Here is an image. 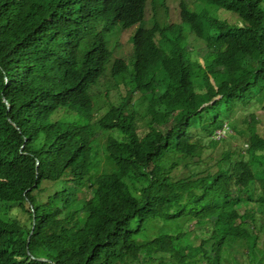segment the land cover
Wrapping results in <instances>:
<instances>
[{
	"label": "trees",
	"instance_id": "1",
	"mask_svg": "<svg viewBox=\"0 0 264 264\" xmlns=\"http://www.w3.org/2000/svg\"><path fill=\"white\" fill-rule=\"evenodd\" d=\"M204 2L233 11L241 26L185 2L179 25L149 27L148 0H0V204H19L29 216L23 223L0 207V264H136L166 251V240L177 264H193L182 234L136 240L151 220L184 217H208L200 222L212 229L205 264H223L237 241L255 249L254 226L241 214L258 184L264 206V136L255 117L245 141L250 160L227 152L215 169L197 172L188 160L202 163L229 114L264 90V0ZM135 25L131 64L112 66L117 82L129 81L127 94L95 118L93 90L114 57L109 36ZM185 31L206 43L203 65L188 55ZM136 93L148 98L143 117L130 110ZM110 132L122 135H110L105 148L112 169L96 173L101 136ZM207 243L199 244L203 254Z\"/></svg>",
	"mask_w": 264,
	"mask_h": 264
},
{
	"label": "rangeland",
	"instance_id": "2",
	"mask_svg": "<svg viewBox=\"0 0 264 264\" xmlns=\"http://www.w3.org/2000/svg\"><path fill=\"white\" fill-rule=\"evenodd\" d=\"M185 2L188 6L193 9H199V11H206L210 17L219 19L222 22L228 21L234 25L241 26L240 21L236 13L229 11L217 6L206 4L204 0H148L147 9H146V18L143 22V26H152L153 22L157 21L162 27H169L172 25H179L181 22V7L180 3ZM264 9V4H263ZM140 25H135L131 28L123 30L121 27H117L112 36H109V46L114 53L113 61L108 66V73L106 77L102 80L101 84L93 90V99H94V114L95 118H100L105 116V114L111 109L112 103H119L120 95H126L128 88L126 84L129 81L125 79L118 80L120 88L117 85L118 82L112 76V66L117 59H125L128 64H131L132 55H133V42L132 38L135 34L137 28ZM121 29V30H119ZM185 36L188 39V49H190V57L193 60L199 61L201 65L204 64V50L205 42L202 39L196 38L191 33L185 31ZM133 62V61H132ZM132 68V66L130 65ZM155 69L152 70V73ZM126 79L129 80L130 77L126 75ZM212 79V78H211ZM198 83V84H197ZM214 85V80L211 82ZM197 91L202 94L205 88V82L203 79H198L196 81ZM127 88V89H126ZM107 94H109L107 96ZM148 98H145L140 93H136L132 96L130 101V110L135 111L140 117L146 115V104ZM264 105V90L256 95V98L248 107V109L239 110L236 114H229V132L225 140L220 141L215 148H209L203 154V162L196 164L198 158L190 161V167L188 171H201L203 169H215V164L217 161L227 152L232 154V158L242 157L243 159L250 160V156L247 152L248 143L245 142L248 139L249 129L253 128L254 123L252 122L255 117L256 126L255 129L257 132L264 136V111L262 107ZM222 112L226 107L221 108ZM221 112V113H222ZM225 113V112H223ZM75 115L64 114L62 119L68 121H73L72 117ZM70 118V119H69ZM140 128L147 127L146 122H139ZM237 129V131L235 130ZM143 133V129H141ZM110 135L115 136L116 138H121V133L110 132L109 134H103L101 136V147L98 150V161H95V172L102 173L107 170H111V166L108 164V158L105 153V148L109 143ZM208 146V140L204 142ZM182 175H187L186 170H182ZM249 183V177L244 175V181L241 183V187H247ZM141 184V183H140ZM262 190L260 184H258V189H256V195L254 196L253 203L247 207V209H242L241 214H248L247 223L254 226V235L256 236L255 249L251 250L250 246L245 241H237L233 243L228 249L224 250L222 263L223 264H264V206L256 203L258 201V196L261 194ZM0 207H5L12 209L13 214L22 221L23 223L29 222V216L23 212V209L19 204H0ZM12 214V213H11ZM3 217V215H2ZM198 217L196 220H191L190 218H181L172 221H166L164 219L151 220L143 228L136 240L139 243H145L148 240H152L161 235L169 236H178L182 234V240L180 243L188 242L191 244V247L183 251L184 256L193 264H205L207 258L212 253V244L213 240L210 239L212 229L207 223L201 224L204 219L207 221L208 217ZM254 219V220H252ZM21 223V222H20ZM132 226L136 228V221L132 222ZM209 238V243L206 244L205 249L207 250L205 254L201 251L200 243ZM251 245L253 244L252 238L250 239ZM195 244V245H194ZM182 245V244H180ZM183 246V245H182ZM170 243L165 241L166 251L162 252L160 250H155L151 255L142 254L140 261L136 264H162L171 262L177 264L175 258L172 256Z\"/></svg>",
	"mask_w": 264,
	"mask_h": 264
},
{
	"label": "built area",
	"instance_id": "3",
	"mask_svg": "<svg viewBox=\"0 0 264 264\" xmlns=\"http://www.w3.org/2000/svg\"><path fill=\"white\" fill-rule=\"evenodd\" d=\"M229 130V126L226 124L221 130L216 131L215 139L217 141H221L222 139L226 138Z\"/></svg>",
	"mask_w": 264,
	"mask_h": 264
},
{
	"label": "water",
	"instance_id": "4",
	"mask_svg": "<svg viewBox=\"0 0 264 264\" xmlns=\"http://www.w3.org/2000/svg\"><path fill=\"white\" fill-rule=\"evenodd\" d=\"M218 99H219V98H216L215 100H218ZM206 105H207V104H206ZM206 105H204V107H206ZM204 107H203V108H204ZM203 108H202V109H203ZM202 109H201V110H202ZM35 220H36V218H35V214H34V224H35ZM33 228H34V227H33ZM31 234H32V232H31ZM29 240H30V239H29Z\"/></svg>",
	"mask_w": 264,
	"mask_h": 264
}]
</instances>
